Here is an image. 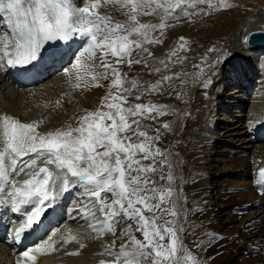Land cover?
<instances>
[{"label": "snow or ice", "instance_id": "obj_1", "mask_svg": "<svg viewBox=\"0 0 264 264\" xmlns=\"http://www.w3.org/2000/svg\"><path fill=\"white\" fill-rule=\"evenodd\" d=\"M110 3L127 9L124 12L126 21H114L99 11ZM197 5H207V11L201 9V12L208 15L234 7L229 0H87L83 6H78L76 0H0V21L4 25L0 28V67L6 64L19 67L25 73L39 71L49 58L55 62L68 56L58 44L49 42L79 37L84 43L78 53L72 54L70 62L76 80L89 76L95 87H101L99 80L111 77V85L116 89L115 94L109 92L102 98L101 106L95 111L85 110L84 115L74 118L75 126L70 123L45 133L38 131L42 121L24 123L0 114V193L8 198L11 211L21 214L15 228V240L41 231L48 214L55 210L59 196L79 186L88 197L82 207L76 209L88 223L86 231L90 230L95 237L107 234L115 237V226L124 218L134 221L135 230L143 235L142 240L138 239L129 225L118 237L121 240L127 237L120 250H111L115 245L113 240V245L101 253L116 258L109 264H199L175 227L182 209L178 203L180 197L172 187L175 177L168 159L170 153L163 152L153 143L159 140V129L156 130L158 135L151 137L147 131L140 130L137 119L148 116L155 120L156 116L170 113L166 105L125 107L128 96L139 86L132 80L131 86L125 87L126 81L115 67L117 64L131 67L141 63L147 67V59H134V54L144 52L151 57L152 53L145 45L163 43L154 33L162 35L168 19L179 20L181 16L193 15L188 9ZM157 9L163 10L161 23L139 21V16L152 15ZM134 36L139 39H133ZM180 41L179 48L169 54V60L177 57L176 63L187 59L178 56L179 51L186 50V38L180 37ZM159 62L164 69L169 68L164 60ZM93 68H102L103 72H93ZM161 70L154 69L156 72ZM65 74L71 75V72L66 70ZM173 78L163 76L162 81H157L149 91H159L163 81ZM74 86L79 88L81 85ZM135 98L139 100L140 95ZM130 118H133L131 122ZM109 121L111 123H107ZM163 128L171 130L168 123ZM134 136L144 139L134 142ZM138 153L142 154L143 160L152 163L142 164L137 159ZM40 160L44 166L38 165ZM157 163L161 168L156 167ZM165 165L169 168L167 175L162 171ZM158 171L161 172L160 180H166L167 185L157 187V182L149 179V173ZM21 173L29 178L16 179ZM260 183L264 184V169H260ZM109 195L111 203H107ZM173 196L177 199L173 200ZM146 212L151 215H145ZM165 216L172 219H164ZM72 240L79 242L73 235L65 243ZM165 240L168 242L164 243ZM56 243L58 241L49 236L44 242L25 250L22 257L36 264V253L58 251ZM80 247L85 245L81 243ZM17 264L21 262L17 261ZM99 264L106 262L101 260Z\"/></svg>", "mask_w": 264, "mask_h": 264}, {"label": "bare ground", "instance_id": "obj_2", "mask_svg": "<svg viewBox=\"0 0 264 264\" xmlns=\"http://www.w3.org/2000/svg\"><path fill=\"white\" fill-rule=\"evenodd\" d=\"M76 2L78 6H83V3H86L87 0H83V2H81V0H76ZM229 3L233 4L234 7L217 11V14H213L212 12L210 15L201 12V9H205V12L207 11V5H197L195 8H189L188 11L193 13V15L181 16L180 19L177 20V22H180V25L175 28H173V23H175V20H166V31L163 30L162 35L159 32L154 33V35H157L160 40L165 35L167 41H165L163 44L161 43L160 47L155 46L157 48V59L155 61L147 62V64L150 65L148 68L153 69V73L154 69L157 67L161 68L163 65L159 61H167L169 59L167 51L171 48L178 47L176 43L181 42L180 37L190 39L194 46L202 45V38L199 34L206 30V27L203 28V26L212 24V27L217 29L220 23L217 19L221 18V15L227 13L224 17V23H226L228 27H231L232 25L234 26L232 29L235 35V46L234 48H226L224 51H221L219 54L217 53V55L215 54L213 57H211V66L206 72V75L209 73H216V84H221L222 88L220 89L212 87L209 92L204 91L202 93L201 86L206 80V78L202 76L199 82L194 83L189 88L186 86L187 90L185 87L183 88V86H179L177 93L172 92L171 94L163 95V92L161 91L160 93L163 95L161 99H158L156 102L154 99L150 100L155 105L168 106L170 104L176 103L173 110L169 108V110L167 109L170 113L168 117L171 118L174 117L173 115H175V119L173 118L174 121L171 123V126L180 134L179 142H181V145L179 147L178 154L181 156V160L183 162L189 163H185L187 169L190 167L191 169L196 168L197 164H199L201 161L200 159H196L194 158L195 156L193 157V155H191L193 152L198 153V151H203L207 147V144L212 141V139H215V141L220 139L222 141L224 140V142L231 143L233 146H236V149H239L241 153H249V155L252 156L249 160L244 159L241 167L243 172L242 174H244V171L247 168L250 171L251 164H255L253 165L254 170L252 173V178H250L253 179L255 172L259 171L261 167H264V143L261 141V137L257 133V124L260 120L259 115L262 114V107L264 106V50H247L244 47L241 39L249 31L264 28V0H229ZM99 11L102 14L111 17L114 21L124 22L127 20V17L124 15V12L127 11V9H122L119 4H107L101 7ZM195 13L199 14L197 15ZM162 16L163 10L157 9L152 15L139 16L138 19L141 23L159 24L162 22ZM189 21L194 22V26L188 25ZM3 27V22L0 21V28ZM204 36L206 37V35ZM132 38L139 39V37L136 36ZM56 43L57 42L55 41L49 42L51 45H56ZM82 44L83 41H81L79 37H75L69 41H60L58 45L62 51H68L70 48L76 45L77 47L82 46ZM193 45L191 44L190 46L187 44L186 49H190L191 52H193ZM46 46L48 47V45ZM145 46L148 49L152 48V45ZM152 49H154V47ZM182 53L183 52L179 53L178 56L180 57ZM146 55V53L140 52L139 55L134 54V59H141V57ZM189 58L191 60V57ZM63 59L60 61H63ZM176 60L177 59L174 60V64H176ZM217 60H219L220 63L217 64ZM50 61L52 62V60ZM174 64H169V68H167L168 71L173 70L172 66ZM136 65L140 64H132L131 67H129L127 64H119V68L117 67L120 70L121 78L126 81L125 87H130L131 85L129 82L132 80H136L139 86L137 89H133V94L131 96H128V102L125 107L134 106L135 104H149V102H151L148 100L149 96L152 97L150 94L151 91H149L151 86L144 80H138L140 77L135 72V70L138 68ZM143 66L145 65L143 64ZM54 67L55 66H53V70H55ZM125 67H127L126 71ZM148 68L145 66V70L143 69L144 72L142 71L144 73L142 74L145 75V78L146 76H150V70H148ZM6 69H11L13 72L17 73V76H19V78L23 81L19 80V83H17V80L12 73L8 74L5 72ZM59 70H57L55 73L56 76L50 80H47L48 75L46 68L40 69L38 72H30L27 75V73H25L21 68L17 69L8 67L6 64L3 67H0V109L4 111L3 114L19 119L24 123L42 121L43 123L40 124L38 131L45 133L48 131H54L58 128L66 127L70 123L75 126L76 120L74 118L84 115L85 110L95 111L101 106V100L104 96L108 95L109 92H112V94L116 93V89L113 88L112 85H110V82L107 80H99V83L102 85L101 87H95L94 82L89 76H85L83 80L77 81L75 78V69H71V65L67 66L63 70V73L57 74ZM66 70H69L71 75H66ZM92 71L99 73L103 72V69L93 68ZM125 74H127V78L125 77ZM154 74V76H156V73ZM200 74V71L197 70L191 75L193 78H200ZM77 83L81 85L79 88L74 86ZM237 84L239 87H236ZM230 85L233 86L232 89L229 92L223 94L222 89H225ZM19 87H21L22 90H19ZM145 92H147L149 96H143ZM182 93H188L187 108L183 107L181 104H178L176 100H174L175 97H178ZM137 95H140L141 100H139V102H136L135 97ZM221 95L224 96V98ZM57 101L60 103L57 104ZM234 109H238V111H234ZM223 111L227 113H223ZM176 112H179V115H177ZM187 114H189V116ZM153 115L154 114L152 113V116ZM131 119L133 118H130V122ZM185 119H187L186 123L184 122ZM107 123L111 122L109 121ZM145 126L149 125L145 123ZM132 127L135 128L136 125L133 124ZM160 127L161 125H154L153 127H150V129H152L157 135L158 133L156 130L159 129V135H166L167 138L168 131H164ZM128 135H131V133ZM148 135L153 137L149 132ZM143 139L144 138L142 137H134L133 141L140 142ZM184 153L187 155L182 156ZM180 156H176V158ZM23 159H27V157H24ZM137 159H140L139 153L137 154ZM38 165H44L43 160L38 161ZM197 170L199 171V169ZM20 177L29 178L28 176L24 175V173H21L15 178L20 179ZM187 177H189V175ZM247 185L250 188V192L244 195L243 193L241 195L237 194V198L241 197L239 202L245 203L246 200L250 201L253 198L254 201L250 202H252L251 206L256 208V214L258 216L264 215V207L260 205L264 198L257 195L253 180L243 184L244 187ZM82 190V188L77 186L71 188L69 192L67 191L62 193L56 202V212H51L48 214L47 220L44 221L43 229L37 232L35 236L33 234H26L21 240H16L17 243L13 244L14 251L7 250L6 247L0 244V264H17V261H20L21 264H31V261L24 260L22 253L25 250L33 248L36 245L44 242V240H47L49 236H51L53 241H58V243L55 245L58 251H51L45 254L36 253V264H99L101 260L105 261L106 264H109V262L115 261L116 258L114 256L101 254L104 253L105 248L111 246V243H113V240H115L112 235L107 234L95 237V234H90V230L86 231V229H88V223L86 222V219L82 218L80 215L77 216L78 218L73 219L72 221H66L59 227L56 226V222L59 220L58 216L61 212V208L65 205L67 206L69 203L70 211L72 205L76 208L74 205L75 195L78 194L79 191L80 193H84ZM87 198L88 197H85L84 200H87ZM80 199L83 198L80 197ZM77 202L75 203L76 205H78ZM6 203L10 207L9 200H7ZM70 211L68 210L69 213ZM73 214L75 215L76 211ZM97 215H99V213H97ZM196 217L197 215H189L188 222H190L192 219L193 222L197 221L198 218ZM17 221H15V226L17 225ZM84 222L86 223L84 224ZM258 222L259 223L253 225L256 234L252 233L251 235L244 234V236H239L238 234L232 232L227 243L221 242L219 244L213 243L211 245L209 244V246L207 245V250L202 252L201 259L203 261L204 259L209 261L210 255L213 258H216L214 257L216 254L219 256L225 254L224 257L217 260L215 259L214 262L212 260V264H228L230 255L234 253L236 249L237 241H239L240 238H243L244 240L247 238V236H249V238L251 237L254 243L259 242V244L256 245L257 248H264V243H261L263 247H260V242H264V219L260 218ZM247 224L249 225L250 223ZM49 227L52 228V232L47 237V234L49 233L47 230ZM194 231L196 232L195 229L192 230V232ZM73 235L77 236L79 242L72 240L68 243H65V240ZM3 238L4 237L0 236V242L3 241ZM81 243H83L85 247L81 248ZM15 251L18 252L16 253ZM208 251H210L209 255H207ZM74 252H78L79 254H69ZM261 257L262 260H260ZM257 260L258 262L260 261L264 264V256H260Z\"/></svg>", "mask_w": 264, "mask_h": 264}, {"label": "rangeland", "instance_id": "obj_3", "mask_svg": "<svg viewBox=\"0 0 264 264\" xmlns=\"http://www.w3.org/2000/svg\"><path fill=\"white\" fill-rule=\"evenodd\" d=\"M213 14H217V11H214ZM226 14L227 13L221 15L220 16L221 18H219L220 20L217 19L220 22L217 29L215 27H212V24H210L208 26H206V25L203 26V28L206 27L205 28L206 30L199 34L200 37L202 38V42H203L202 45L194 46L190 39H186V45L189 44L191 46V44H192L194 48H192L193 52H191L190 49L189 50H187V49L181 50L178 52V54L183 52L180 57H187V59L184 60L183 63L174 64V60L177 59V57H172L171 60L168 59L167 61H165L169 64H174L172 66L173 70L168 71V69H164V67L162 66L161 68L163 71L162 70L160 72L154 71V73H156V76H154L155 74L153 73V69H151V68L149 69L148 67L150 65L147 64L148 65L147 68H148V70H150L149 71L150 76L149 77L146 76V78H145V75H143L144 74L143 72L145 70L144 69L145 66H143L142 63L140 65H136L138 68L135 70V72L140 77V79H138V80H144L150 86L156 84L157 81H159V80L162 81V78L165 75L174 76V78L170 82L169 81H165V82L163 81L162 82L163 85H161L159 92L158 91H155V92L151 91L150 94L152 97H150L147 92H145V94L143 96L147 97V95H148L149 101H151L150 99H154L156 102L158 99H161V97L163 95L171 94L172 92L177 93L178 88H179V84H180L179 80L182 77L184 78V81H185V86H183V88L184 87L185 88L190 87L194 82L200 81L202 76H204L206 78V80L204 81V83L202 85L208 83L207 81H212V83H214V82L216 83V81H217L216 73H209L206 75L207 69L211 66V61H210L211 57H213L215 54L217 55V53L219 54L221 51H224L226 48H234V46H235V44H234L235 43V39H234L235 35H234L233 29H232L234 26L232 25L231 27H228V25L226 23H224V17ZM175 23H173V25H174L173 28L180 25V22L179 21L177 22V20H175ZM188 25L194 26V22L189 21ZM164 30L166 31V28ZM204 35H206V37ZM165 37L166 36L164 35V37L161 39L163 41V43L165 41H167ZM194 41H196V40H194ZM180 43L181 42L176 43L178 47L171 48L167 51L168 57H169V54L173 50L179 48ZM77 45L70 48V50L66 51L68 53V56H69V54H71V51H75V53H78V51L81 49V46L77 47ZM160 46L161 45L158 44V46H156V47H160ZM153 47H154V49H148L152 53V56L151 57H148L147 55L144 56L147 59V62L155 61L157 59V54H156L157 48L154 45H152V48ZM210 49H215V51H210ZM154 50H156V51H154ZM193 55H194V57H193ZM68 56H66L65 58L69 59L70 61L73 60L72 58H69ZM189 57H191V60ZM65 58H64V61H65ZM188 61L189 62L191 61V62L189 63ZM118 65L119 64L115 65V67L119 68ZM183 65H185L186 68ZM157 68H160V67H157ZM181 68L183 71L181 70ZM126 69H127V67H125V71H126ZM197 70L200 71V73H201L199 75L200 78H195V77L193 78V76L191 74H193ZM174 74H178V75H174ZM125 75H126L125 77L127 78L128 77L127 74H125ZM141 75H143V76H141ZM186 75H187V77H186ZM153 76H154V78H153ZM141 78H144V79H141ZM107 81L110 82V85H111V77ZM236 87H239L238 84L236 85ZM162 88H164V89H162ZM213 88H220L221 89L222 86L221 85H214ZM231 89H232V87L230 85L227 88L222 89V93L225 94V93L229 92ZM17 90H18V88H17ZM19 90H22V88ZM161 91L163 92V95L160 93ZM183 94L184 93L180 94L179 96H181ZM158 97H160V98H158ZM222 97L224 98V96H222ZM185 98H186V96H184V97L182 96V98H179V99L174 98V100H176L178 103H181L184 101L183 99H185ZM2 100H3V98H2ZM139 100H141V99H139ZM139 100L136 99V102H139ZM151 102H149V104H153V102L152 103ZM143 104H148V103H143ZM171 105L172 104L168 105L167 109L169 108V109L173 110L174 106H171ZM186 107H187V105H186ZM234 111H238V109H234ZM223 113H227V112L223 111ZM153 114H154L153 116H156V113H153ZM187 115L189 116V114H187ZM144 117H138L137 118L140 120V130H145V131H147V133L149 132L153 137H155V135H157V134L154 133V131L152 129H150V127H153L154 125H159V126L161 125L160 128L163 129L164 131H167V129L163 128V124L168 123L169 125H171V123L173 121V118L168 117V115H165L163 117L156 116L157 121L149 118L148 116H144ZM184 122L186 123L187 119H185ZM145 123H147L149 126H145ZM161 123H163V124H161ZM148 130H150V131H148ZM166 134H167V132H166ZM179 135L180 134L178 133V131L168 130L167 138H166V135H159V140H154L153 143H154L155 147L160 148L163 152L170 153V156L168 157V159L172 163L171 171L175 177V182L172 185V187L175 189L176 193H178V195L180 197L178 203L180 204V207L182 209V213L179 216L177 223L175 225V227L178 229V235H179L180 239L183 241L186 248L188 250H190V252L195 257L198 258L199 264H212L215 261V259L216 260L220 259V258L224 257L225 254H222L220 256L218 254H216L217 256L214 255V257H216V258H213L210 255L209 261H207L206 259H204V261H203L201 259V254L204 250H207V248H206L207 245L209 246V244L211 245L213 243L219 244L221 242L227 243V241L230 239V235L232 232H234L235 234H238L239 236L240 235L244 236V234L251 235L252 233L256 234L255 229L253 228V225L259 223L258 221L260 220V218L264 219L263 218L264 215L258 216L256 214V208H253L251 206V203L254 201L253 198H252V200H250L252 202L246 200L245 203L239 202V200H241V197L237 198V196L241 195L242 193L244 195V194H248L250 192V188L248 187V185L246 187H244L243 184L248 183L251 180H253L250 178H252V175H253L252 173L254 170L253 165H255V164H251L250 171L247 168L246 169L247 171L245 170L244 174H242L243 172H242L241 164H242L243 160L244 159L249 160V159H251L252 156L249 155V153H244V152L241 153V151H239V149H236V146H233L231 143L224 142V140L222 141L219 139L215 143L213 142V145H211V144L207 145L208 148L206 147L203 151H198V153L193 152L191 155H193V157L195 156L194 158L200 159L201 161L199 162V164H197L196 168L191 169V167H190L187 169V166L185 164L187 162H183L181 160L182 159L181 156L178 154L180 146H177V140L179 138L178 142L180 141ZM101 151H102V149H101ZM139 155H140V160H141L142 164L148 165V164L152 163L151 160H143L142 154L139 153ZM185 155H187V154L184 153V155H182V156H185ZM176 156H180V157L176 158ZM158 159H163V157H159ZM187 164H189V163H187ZM156 167L159 169V168H161V165L159 163H157ZM251 168H252V170H251ZM195 169L196 170L199 169V171L198 170L196 171ZM184 170H185V172H184ZM26 171H27V169H26ZM162 171H163L164 175H167L169 172V168L165 165V166H163ZM187 174L189 175V177H187L188 176ZM248 174H249V176H248ZM160 175H161V172H159V171L156 173H149L148 174L149 179L155 180L157 182V184H156L157 187L160 185H167L168 184V182L166 180H160V178H159ZM196 182H197V184H196ZM85 195L87 196L86 193H81V194L76 195V200L74 201V203H76L78 201L77 204L79 205L80 197L84 198V197H86ZM172 199L176 200L177 197L173 196ZM80 201H81V199H80ZM111 202H112V197L109 195L107 203H111ZM152 202L155 203L156 201L154 200ZM263 202H261V204H260L262 207H264ZM78 205H75L76 208L74 206L71 207V211H73V212L70 211V205L64 206V208H63L64 212H62V215L60 216L61 219H59L60 221H58V223H57L58 226H61L66 221H71L72 219L78 218L77 216H79V215L77 212L75 215L73 214L76 211V209L82 207L81 205L80 206H78ZM67 209L70 211V213L68 212ZM145 215H151V213L146 212ZM189 215H194V216L197 215L196 218H198V220L193 222V219H192V220H190V222H188ZM17 219H18V217H17ZM164 219H172V217L165 216ZM257 219H259V220H257ZM86 222H84V224ZM158 222H162V221H158ZM247 223H250V224L248 225ZM129 225H132L133 234L138 239H141V240L143 239L142 233L137 232L135 230L136 224L134 221L121 218L119 220V223L116 224V226H115L116 236L115 237L112 236L115 239V245L111 250H114V251L120 250V245L127 240V237H125L124 240L118 239V237H120L121 233ZM14 227H15V223H12L11 231H13ZM101 227H102V225H101ZM193 229H195L196 232L195 231L192 232ZM244 229H248V230H244ZM1 233H3V232L1 231ZM1 233H0V236L4 237V235ZM4 239H5V242H7L9 244L11 243L12 245L14 243H17V241L14 239V233L11 234V232L8 234V236L6 238H3V240ZM167 242H168L167 240L164 241V243H167ZM261 243H264V242H260V244ZM258 244H259V242L254 243L253 239L251 237L249 238V236H247V238L244 240H243V238H240V240L237 241L236 249H235L234 253H232L230 255L228 264H263L260 261L258 262V260H257L260 256H264V248H262V249L257 248L256 245H258ZM263 245L261 244L260 247H263ZM210 251H208L207 255H209ZM212 260H213V262H212ZM260 260H262V257L260 258ZM218 264H225V263H218Z\"/></svg>", "mask_w": 264, "mask_h": 264}, {"label": "water", "instance_id": "obj_4", "mask_svg": "<svg viewBox=\"0 0 264 264\" xmlns=\"http://www.w3.org/2000/svg\"><path fill=\"white\" fill-rule=\"evenodd\" d=\"M245 45L250 49L264 48V30L253 32L246 36Z\"/></svg>", "mask_w": 264, "mask_h": 264}]
</instances>
